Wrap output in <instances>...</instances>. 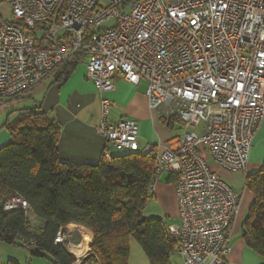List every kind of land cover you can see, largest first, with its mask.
<instances>
[{"label": "built area", "instance_id": "2783aa9c", "mask_svg": "<svg viewBox=\"0 0 264 264\" xmlns=\"http://www.w3.org/2000/svg\"><path fill=\"white\" fill-rule=\"evenodd\" d=\"M0 16V104L41 82L71 56L85 59V76L101 93L115 75L146 82L148 107L175 117L182 133L154 152L153 186L175 177L176 219L166 222L182 264H225L239 195L210 170L244 171L254 138L264 129V0H6ZM39 28L34 34L28 29ZM102 96L94 128L109 147L138 151L134 119L109 122ZM4 209H27L9 196ZM75 228H60L53 243L73 254ZM20 242L32 249L31 242ZM76 262H79L77 258Z\"/></svg>", "mask_w": 264, "mask_h": 264}, {"label": "trees", "instance_id": "16d2710c", "mask_svg": "<svg viewBox=\"0 0 264 264\" xmlns=\"http://www.w3.org/2000/svg\"><path fill=\"white\" fill-rule=\"evenodd\" d=\"M83 60L82 55L71 56L52 73L57 81H65ZM160 120L168 127H182L175 117ZM7 130L10 140L0 148V242L25 247L23 239L31 242V256L75 264L76 257L53 241L60 228L76 224L92 233L90 250L79 264H127L131 238L149 264H172L176 240L159 218L144 214L152 197L154 150L110 154L109 160L102 157L97 164L76 166L58 158L60 128L46 114L24 113ZM244 182L252 200L241 222V237L264 259V161L257 171L244 175ZM11 195L24 198L28 208L4 209ZM29 213L42 225L32 224Z\"/></svg>", "mask_w": 264, "mask_h": 264}, {"label": "crops", "instance_id": "0c3cea01", "mask_svg": "<svg viewBox=\"0 0 264 264\" xmlns=\"http://www.w3.org/2000/svg\"><path fill=\"white\" fill-rule=\"evenodd\" d=\"M83 62L85 59L65 81H57L56 72H54L50 74L53 79L49 75L31 90L1 102L2 104L15 101L9 105L10 107H5L17 112H14L12 117L7 116L5 119H0V148L10 140L7 126L20 115L36 110L39 97L43 94L39 111L59 125L56 151L61 161L76 166H85L97 164L102 158L105 141L94 130L100 119L102 96L111 101L108 111L109 122L127 118L135 120L138 125L139 151H143L147 145H153L154 152L164 149L165 142L175 136L169 129L173 126L168 127L166 124L165 126L156 112L148 107L145 95L146 82L140 81L134 85L120 75H115L113 89L101 93L86 78ZM17 107L19 109H14ZM109 153L112 155L111 151ZM169 177L170 175L167 174L166 179H159L155 182L152 197L144 210L145 216L165 219L166 222L176 219L178 207L174 180L169 181ZM251 199V194L245 199L244 196L239 195V210L231 222L228 234L229 251L225 255V264H264V259L247 247L241 237V222ZM31 216H33L32 213H29V218ZM36 222L37 225H42V221L37 219ZM71 225L75 228L71 241L74 244L79 243V246L86 245L87 247L85 254L78 257L80 259L90 250L92 233L81 225ZM17 246L0 242V264H7L9 261L18 264H53L49 257L31 256L29 252L21 251ZM76 263L79 264V262ZM127 264H149L143 250L132 238L129 239Z\"/></svg>", "mask_w": 264, "mask_h": 264}, {"label": "rangeland", "instance_id": "374dc122", "mask_svg": "<svg viewBox=\"0 0 264 264\" xmlns=\"http://www.w3.org/2000/svg\"><path fill=\"white\" fill-rule=\"evenodd\" d=\"M0 16H2V17H9L10 16V11H9L6 0H0ZM83 64L85 66V62H83L82 65ZM49 77H52V79H53V76L50 75ZM39 98H40V100H39V103L36 104V110L34 109L35 111H39V105L43 99V94ZM14 102L15 101H7V102L0 104V119H5L7 116L12 117V114H15L14 112H17L16 110L10 111L9 108L5 107V106L10 107L9 105L13 104ZM14 109H19V108L17 107ZM169 129L173 133V135H175V136L179 135L183 131L182 127H180L178 123H175L174 126L172 128H169ZM108 151L109 152L111 151L112 155H123V154H126L129 152L127 149H124L121 147H109ZM203 155H204V158L206 159V162H207L210 170L213 171L214 173H216L218 175V177L223 182H225L227 185H229L238 195H241L242 197L244 196V199H245L247 196H250L251 193L245 187L244 175L257 171L261 167V165L264 161V129L263 128L260 129L254 138L253 144H252L251 149H250L248 162L246 164L244 171H230V170L221 168L216 163H214V161L210 158V156L207 154V152H203ZM166 178H167V173H161L158 176L157 180H159V179L164 180ZM147 205H148V203H147ZM144 214H145V212H144ZM36 220H37V218H35L33 216L30 217V221L32 224H37ZM134 242L137 243L135 240H134ZM17 247L20 248L21 251H25L27 253L29 252V249H26L25 247H22L19 245ZM171 263L172 264H182L181 259L178 257L176 252L171 257ZM75 264H77V263H75Z\"/></svg>", "mask_w": 264, "mask_h": 264}, {"label": "bare ground", "instance_id": "6f19581e", "mask_svg": "<svg viewBox=\"0 0 264 264\" xmlns=\"http://www.w3.org/2000/svg\"><path fill=\"white\" fill-rule=\"evenodd\" d=\"M80 244H74L72 247L73 252L75 253L76 257H80L85 254L87 247L85 246H79ZM78 246V247H77Z\"/></svg>", "mask_w": 264, "mask_h": 264}]
</instances>
